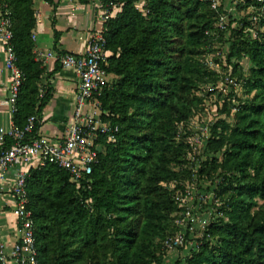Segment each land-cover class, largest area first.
<instances>
[{
    "label": "trees",
    "instance_id": "trees-1",
    "mask_svg": "<svg viewBox=\"0 0 264 264\" xmlns=\"http://www.w3.org/2000/svg\"><path fill=\"white\" fill-rule=\"evenodd\" d=\"M141 1L124 0L105 22L111 78L96 98L104 120L119 130L113 141L101 136L89 183L78 186L50 163L28 170L38 264H164L161 243L176 233L182 210L175 190L194 182L213 195L203 204L212 210L210 236L171 264H264V0H238L240 17L222 2L213 8L207 0H143L140 9ZM0 7L9 12L25 74L13 114L25 127L41 116L53 91L44 88L41 96L33 0H0ZM222 14L229 18L223 30ZM209 54L220 71L206 64ZM228 76L235 91L224 107L228 114L235 108L233 120L210 127L205 157L187 167L192 147L184 133L204 101L198 92ZM38 127L37 119L32 136Z\"/></svg>",
    "mask_w": 264,
    "mask_h": 264
},
{
    "label": "built area",
    "instance_id": "built-area-1",
    "mask_svg": "<svg viewBox=\"0 0 264 264\" xmlns=\"http://www.w3.org/2000/svg\"><path fill=\"white\" fill-rule=\"evenodd\" d=\"M100 1L103 3L101 17L104 22L114 17L124 5V0ZM207 1L213 8L221 6L220 0ZM144 4L141 1L139 8L144 9ZM252 18L257 21L256 16ZM228 21V14L220 15L218 27L221 30L225 29ZM252 32L256 37L257 30L253 29ZM12 38V21L9 12H6L0 16V39L5 44V68L11 76L9 99L14 114L25 74L18 65ZM105 46L106 39L101 31L91 37L84 54L67 52L60 55L61 65L64 68H73L80 80L74 115L63 138L56 140L42 134L32 136L37 121L36 116L30 117L25 127H19L14 122L10 128L0 126V180L5 179L12 168H18L11 193L15 200L12 211L17 219L20 233L18 240L11 247L3 243L0 238L1 264H38L33 214L28 208V170L22 169L21 166L30 164L34 160L38 161L37 166L54 164L66 170L71 180L79 186L82 183H89L94 166L99 162L101 136H107L110 141L115 139L119 127L104 120V112L96 98L110 81L105 68L109 57ZM44 56L54 58L58 55L48 52ZM214 57L212 54L206 56V64L220 71L221 62H217ZM226 82L233 84L234 80L228 76ZM171 188L174 186L171 185ZM194 188V185L187 184L184 189L175 190V200L182 208L175 217L178 229L175 234L167 236L161 243L163 252L179 253L177 259L189 256L192 250H197L203 245L205 236H210L212 210L201 214L208 195Z\"/></svg>",
    "mask_w": 264,
    "mask_h": 264
},
{
    "label": "crops",
    "instance_id": "crops-1",
    "mask_svg": "<svg viewBox=\"0 0 264 264\" xmlns=\"http://www.w3.org/2000/svg\"><path fill=\"white\" fill-rule=\"evenodd\" d=\"M37 23L33 32L36 43V59L42 62L44 73L41 78V91L52 89L48 104L38 117L37 134L61 139L65 136L71 118L74 115L79 90V77L73 68H64L60 62L62 53L82 55L86 52L91 37L104 31L105 22L101 14L103 3L100 0H33ZM140 3L137 7L139 8ZM226 6V5H225ZM141 9V8H140ZM0 7V16H1ZM55 30L60 32L56 41ZM48 52L58 56L45 58ZM111 54L110 51H108ZM5 44L0 39V126L10 128L13 124V112L10 103L11 76L5 68ZM111 76L109 75V79ZM38 161L22 165L29 170L35 168ZM18 168H12L8 176L0 180V238L11 247L19 238V226L13 214L15 200L11 189Z\"/></svg>",
    "mask_w": 264,
    "mask_h": 264
},
{
    "label": "rangeland",
    "instance_id": "rangeland-1",
    "mask_svg": "<svg viewBox=\"0 0 264 264\" xmlns=\"http://www.w3.org/2000/svg\"><path fill=\"white\" fill-rule=\"evenodd\" d=\"M142 2H144L142 0ZM220 2L226 5V9L229 13L233 14L235 17H240L243 11H239L237 7L238 0H220ZM230 9V10H229ZM230 49V44L224 45V52L227 53ZM215 56V54H212ZM242 65L245 71L249 68V60L246 58L242 61ZM227 74V73H226ZM235 86L232 87L231 84L226 82V79H220L216 84L202 85L198 94L203 97L204 101L201 104L200 109L187 123V131L184 133L186 140L191 144L192 150L189 151L187 156L188 164L187 167L193 166L199 157H205L204 147L206 140L210 136V127L215 124L220 119H225L232 121L234 117L235 108H232L230 113L225 110V101H230L232 94L235 91ZM238 97H244L242 88L236 89ZM226 97V99H225ZM181 139V135H179ZM201 143V144H200ZM194 189L198 188V184L194 182ZM208 184V183H207ZM199 189V188H198ZM199 191H201L199 189ZM208 195L207 202L212 199V194L204 192ZM204 209L201 214H205ZM179 254V253H178ZM177 252L168 253L165 252V262L164 264H171L172 261L176 260L178 257ZM168 260V261H167Z\"/></svg>",
    "mask_w": 264,
    "mask_h": 264
}]
</instances>
